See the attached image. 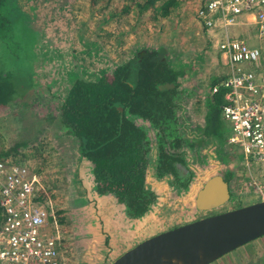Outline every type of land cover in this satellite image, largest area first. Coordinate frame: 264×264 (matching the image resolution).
<instances>
[{
    "label": "rangeland",
    "instance_id": "374dc122",
    "mask_svg": "<svg viewBox=\"0 0 264 264\" xmlns=\"http://www.w3.org/2000/svg\"><path fill=\"white\" fill-rule=\"evenodd\" d=\"M52 1L38 5L37 0H18L22 12L29 14L27 22L35 20L39 27L35 43L39 59L35 83L23 94L18 92L0 111V151L17 145L15 153L0 159L28 167L45 189L48 223L58 239L60 264H90V253H95L96 246L82 245L94 228L87 216L91 215L90 209L79 197L81 189L85 199L91 196L89 169L85 170L77 139L60 122L61 104L71 85L79 78L96 81L116 65L155 50L164 65L181 66L185 73L178 78L177 89L183 96L179 99L177 122L179 133L190 139L192 129H203L205 125L210 83L214 78L221 79L223 68L194 16L193 0H179L168 16L155 18L150 17L149 10L136 16L135 3L142 0H64V5L54 0L58 3L55 6ZM32 28L37 26L32 24ZM15 42L18 44L19 37ZM33 42L27 39V47H32ZM2 53L0 47V65L4 67L7 59ZM24 57L26 63L35 62L26 52ZM29 75H19L17 79L26 81ZM221 121L222 131L229 136V125L222 117ZM184 140L180 138L183 145ZM210 141L205 140L201 146L203 141L197 140L191 149L181 144L172 150L190 169L183 185L170 175L156 178V150L151 151L146 180L158 196L156 215L159 220H180L168 228L211 213L198 212L194 200L204 181L213 175H225L230 190V200L215 211L264 200V165L246 161L240 148L228 140ZM209 264H264V236Z\"/></svg>",
    "mask_w": 264,
    "mask_h": 264
},
{
    "label": "trees",
    "instance_id": "16d2710c",
    "mask_svg": "<svg viewBox=\"0 0 264 264\" xmlns=\"http://www.w3.org/2000/svg\"><path fill=\"white\" fill-rule=\"evenodd\" d=\"M49 1L37 0V4ZM53 1L54 6L58 3L64 5V0L58 3ZM158 1L136 2V16L149 10L151 18L166 17L179 5V0H161L159 4ZM19 2L0 0V47L3 51L1 55L7 59L4 67L0 65V111L16 98L18 92L19 95L23 94L35 83V65L39 59L35 48L39 27L35 20L27 22L29 14L22 12ZM32 24L37 28H32ZM18 37L17 44L15 40ZM29 38L35 40L32 47L26 45ZM17 49L18 53L15 52ZM25 52L35 62L28 60L26 63ZM155 52L147 51L142 57L132 58L96 81L76 79L60 108L61 124L69 134L77 138L81 158L92 165L96 192L113 194L119 203L125 205L131 218L145 214L156 199V194L145 183L151 163V140L145 129L137 123V119L147 120L154 128L157 177L173 173V164L179 160L167 151L168 147L177 146L172 144L176 129L175 118L171 116V99L170 96L161 98L171 92L158 88L165 82H174L176 85L179 73L164 65ZM28 74L30 75L26 81L20 82L17 79L19 75ZM180 74L183 73L180 71ZM218 82L214 78L209 89ZM222 103L220 91L208 97L204 116L205 134L217 138L221 143L226 142L229 137L222 131ZM167 143L169 145L166 148ZM16 151L17 145L9 150L1 149L0 157Z\"/></svg>",
    "mask_w": 264,
    "mask_h": 264
},
{
    "label": "built area",
    "instance_id": "2783aa9c",
    "mask_svg": "<svg viewBox=\"0 0 264 264\" xmlns=\"http://www.w3.org/2000/svg\"><path fill=\"white\" fill-rule=\"evenodd\" d=\"M194 16L221 62L228 143L264 165V0H193ZM45 189L28 167L0 159V264H60Z\"/></svg>",
    "mask_w": 264,
    "mask_h": 264
},
{
    "label": "water",
    "instance_id": "95a60500",
    "mask_svg": "<svg viewBox=\"0 0 264 264\" xmlns=\"http://www.w3.org/2000/svg\"><path fill=\"white\" fill-rule=\"evenodd\" d=\"M229 200V184L211 176L195 197V209L210 214L148 237L108 264H209L264 236V200L213 212Z\"/></svg>",
    "mask_w": 264,
    "mask_h": 264
},
{
    "label": "crops",
    "instance_id": "0c3cea01",
    "mask_svg": "<svg viewBox=\"0 0 264 264\" xmlns=\"http://www.w3.org/2000/svg\"><path fill=\"white\" fill-rule=\"evenodd\" d=\"M208 92L213 95L211 89ZM83 161L87 167L85 170L89 169L91 196L87 195V199H85L84 190L81 189L79 197L82 196L80 200L85 201L83 205L90 209L91 215L87 216L94 231L87 239L83 240L82 246L84 248L96 246L93 248L95 253H90V259H92L90 264H108L136 243L170 229L168 226L175 222H180L179 219L172 217H168V221L159 220L156 215V208L159 206L157 202L141 217H129L125 205L119 203L113 194H98L96 192L91 173L92 165L85 159ZM81 174L84 175V170ZM152 189L155 190L153 187ZM179 225L181 224H175V226Z\"/></svg>",
    "mask_w": 264,
    "mask_h": 264
},
{
    "label": "flooded vegetation",
    "instance_id": "af4514ba",
    "mask_svg": "<svg viewBox=\"0 0 264 264\" xmlns=\"http://www.w3.org/2000/svg\"><path fill=\"white\" fill-rule=\"evenodd\" d=\"M116 66H118V65H116ZM115 66V67H116ZM168 67H171L172 69H173V71L174 72H176V73H179V76L177 77V78H179L180 76H184L185 75V73H184V71L182 70V67L181 66H173V65H171V66H168ZM114 69V68H113ZM180 71L183 73V74H180ZM101 77V76H100ZM178 79H177V84L176 85H174V82H172V83H170V82H165V83H163V84H161V85H159V89L160 90H168V91H170L171 93H167L168 95H163V97H161L162 99L163 98H165V97H169L170 96V99H171V108H172V110H173V113L171 114V116H173L174 118H175V129H176V132H175V138H173V142H172V144H176L177 143V146L176 147H172V148H170V147H168V149H167V151L169 152V153H172V150L173 149H175V148H180L181 147V144L182 143H180V138L181 139H185L184 141H185V145H183V147L185 146L186 148H192V147H194L195 145H196V142H197V140H199V142L200 141H203V143L201 142V146H204V142H205V140L207 141V140H211L210 142H219V143H221L217 138H215V137H213V136H209V135H206L205 134V132H204V127H203V129L201 128V129H199L200 127H198V126H196L194 129H192L191 130V133L193 134V135H191V138L189 139V138H185L182 134H180L179 133V130H178V122H177V111H178V107H180V104H181V102L179 101V99H180V97H182L183 96V94L181 93V90L180 89H177L178 88ZM173 92V93H172ZM179 101V102H178ZM119 110H121V107H119ZM137 123L139 124V125H141L144 129H145V131L147 132V134H148V137H149V139L151 140V145H152V148H151V151H152V149H155L156 151H155V153L157 152V143H156V136H155V131H154V128L149 124V122L147 121V120H142V119H137ZM205 126V125H204ZM188 137H190V136H188ZM76 138V137H75ZM77 139V138H76ZM78 141V140H77ZM209 142V141H208ZM171 143V142H170ZM154 145H156L155 147H154ZM169 145V143H167V145H166V148H167V146ZM79 151V150H78ZM173 154V153H172ZM174 156H177L178 157V161H175L174 162V171H173V173H166L165 175H170L171 177H173L174 179H176V181L178 182V183H180V184H185L186 183V180H187V177H188V175H190L191 173H190V169L184 164V161H182V159H180V157L178 156V155H175V154H173ZM155 158H156V156H155ZM178 165H180V166H178ZM149 167H150V165H149ZM149 167H148V169H149ZM148 169H147V171H148ZM153 173H154V175H155V159H154V164H153ZM165 175H163L162 177H164ZM217 175H221L222 177H223V179L227 182V183H229V180L226 178V176L225 175H222V174H217ZM156 176V175H155ZM162 177H157L156 176V178H162ZM147 179V178H146ZM146 182V186L149 188V189H151L155 194H156V199H155V201L151 204V206L153 205V204H155V202H156V200H157V193L155 192V190H153L152 189V187H149L148 186V184H147V180H145ZM206 181V180H205ZM204 181V182H205ZM94 182V181H93ZM204 184V183H203ZM202 187V186H201ZM200 189V188H199ZM198 189V190H199ZM198 192V191H197ZM197 194V193H196ZM195 197H196V195H195ZM194 202H195V200H194ZM151 206H150V208H151ZM149 208V209H150ZM148 209V210H149ZM214 212H219V211H214Z\"/></svg>",
    "mask_w": 264,
    "mask_h": 264
}]
</instances>
